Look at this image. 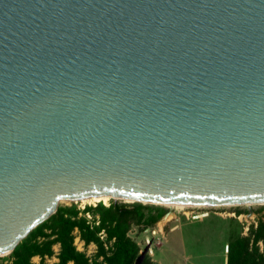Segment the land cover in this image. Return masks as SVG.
I'll use <instances>...</instances> for the list:
<instances>
[{
	"label": "water",
	"instance_id": "95a60500",
	"mask_svg": "<svg viewBox=\"0 0 264 264\" xmlns=\"http://www.w3.org/2000/svg\"><path fill=\"white\" fill-rule=\"evenodd\" d=\"M91 197L264 204V0H0V258Z\"/></svg>",
	"mask_w": 264,
	"mask_h": 264
},
{
	"label": "rangeland",
	"instance_id": "374dc122",
	"mask_svg": "<svg viewBox=\"0 0 264 264\" xmlns=\"http://www.w3.org/2000/svg\"><path fill=\"white\" fill-rule=\"evenodd\" d=\"M98 206L139 209L145 216L162 211V216L153 224L143 227L142 223H134L127 232L138 248V255L149 264H226L227 245H230V264H251L253 261L264 264V204L168 207L117 200L59 204L56 211L66 221L63 226L67 228L71 246L88 264H106L113 251V238H107L105 228L97 230L100 220L105 218ZM80 226H88L97 242L85 243L80 237ZM54 227L55 223L48 221L41 234L31 242L34 244L30 245L39 246L40 251L48 245V252L30 256V264L57 262L60 243ZM12 260L7 255L0 258V264H10Z\"/></svg>",
	"mask_w": 264,
	"mask_h": 264
},
{
	"label": "trees",
	"instance_id": "16d2710c",
	"mask_svg": "<svg viewBox=\"0 0 264 264\" xmlns=\"http://www.w3.org/2000/svg\"><path fill=\"white\" fill-rule=\"evenodd\" d=\"M102 213L105 214V218L101 219L97 230L106 229L107 238L114 240L113 251L111 252L106 264H149L147 260L138 255V248L136 244L131 241L127 232L131 224L142 223L143 227L153 224L157 219L162 216V211H159L153 215H147L139 212V209H126L121 207H107L98 206ZM48 221L55 223V229L57 228L58 240L60 243V252L57 257V262L54 264H88L82 255L76 253L71 246L69 237L67 236V228L64 225L66 221L62 215L57 214V211L53 213L47 220L42 222L36 228H34L23 240H21L8 255V258H12L10 264H30L29 257L35 254H44L48 252V245H45V249L40 251V247L31 243L35 237L41 234L42 229L46 226ZM69 228V227H68ZM81 239L85 242H97L95 233L89 230L88 226L78 227ZM25 250H29L25 255ZM226 264H230V245L226 247ZM253 261L251 264H254ZM259 261H256L258 264Z\"/></svg>",
	"mask_w": 264,
	"mask_h": 264
},
{
	"label": "bare ground",
	"instance_id": "6f19581e",
	"mask_svg": "<svg viewBox=\"0 0 264 264\" xmlns=\"http://www.w3.org/2000/svg\"><path fill=\"white\" fill-rule=\"evenodd\" d=\"M108 200H113L112 198H108V197H91V198H87V199H81L79 201H77L78 203L83 204H93L96 202H103L106 203ZM117 201H121L123 203H133L134 201H129V200H121V199H116ZM114 201V200H113ZM63 203H68L67 201H60L58 203L59 204H63ZM163 206H168V207H178L180 205H163ZM181 207H186V206H181ZM189 207V206H187ZM190 207H197V206H190Z\"/></svg>",
	"mask_w": 264,
	"mask_h": 264
}]
</instances>
